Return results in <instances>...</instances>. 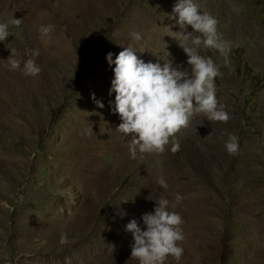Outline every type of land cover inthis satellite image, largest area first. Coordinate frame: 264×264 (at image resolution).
I'll return each mask as SVG.
<instances>
[{
	"label": "rangeland",
	"instance_id": "1",
	"mask_svg": "<svg viewBox=\"0 0 264 264\" xmlns=\"http://www.w3.org/2000/svg\"><path fill=\"white\" fill-rule=\"evenodd\" d=\"M175 2L0 0V22L12 14L23 21L0 43V264H121L119 245L132 242L128 219L152 211L150 199L176 193L186 237L179 264H264V0H195L229 43L227 62L201 50L220 67L216 96L227 123L197 114L175 137L179 151L170 143L136 159L115 130L106 55L132 46L155 62L151 52L167 44L185 61L165 36ZM49 24L42 38L39 28ZM10 49L23 60L26 49H38L39 76L11 71ZM228 134L239 138L236 155L225 148ZM130 259L123 264H138Z\"/></svg>",
	"mask_w": 264,
	"mask_h": 264
},
{
	"label": "clouds",
	"instance_id": "2",
	"mask_svg": "<svg viewBox=\"0 0 264 264\" xmlns=\"http://www.w3.org/2000/svg\"><path fill=\"white\" fill-rule=\"evenodd\" d=\"M168 16L171 23L164 25L165 36L176 42L186 56L185 61L177 63L166 43L162 51L151 52L156 57L155 62L140 58L137 53L142 52L132 46H122L123 50L115 54V59L112 52L106 55L109 66L114 65L109 96L113 93L115 96L109 101V107L121 121L115 130L129 144L132 159H136L138 153L141 157L163 154L170 143L173 153L179 151L175 137L189 127L197 114H203L210 122L227 123L230 119L216 96L215 81L222 75L220 67L211 56L201 55V50H216L227 62L230 47L218 31V20L203 11L195 0H176ZM22 23V19L14 18L13 14L10 20L0 22V43L13 36L12 29L20 28ZM177 27L178 30H173ZM52 31L50 24L39 28L42 38H47ZM132 36L137 42L143 39L138 32ZM10 50L7 60L11 71L18 70L26 77L39 76L42 69L36 63L40 55L38 49H26L25 55L30 56L26 60ZM92 98L98 108L104 107L95 94ZM225 148L229 155L238 154L239 138L228 134ZM156 183L167 191L169 185L163 177ZM183 199L179 193L174 200L159 196L150 199L154 201L153 210L143 213L139 220L132 218L124 226V231L132 237L131 258L138 264H166L169 257L179 264L186 237L182 227L184 220L175 209ZM4 206L12 210L6 202ZM68 242L67 234H62L60 243Z\"/></svg>",
	"mask_w": 264,
	"mask_h": 264
},
{
	"label": "bare ground",
	"instance_id": "3",
	"mask_svg": "<svg viewBox=\"0 0 264 264\" xmlns=\"http://www.w3.org/2000/svg\"><path fill=\"white\" fill-rule=\"evenodd\" d=\"M193 208V207H192ZM141 215H142V213H138V211H137V215L136 216H132V217H128L129 219H128V222L132 219V218H136V219H138L139 220V218L141 217ZM185 218H187V215H185ZM126 219V218H125ZM124 221V220H123ZM127 222V223H128ZM123 225H125V224H123ZM123 228V227H122ZM122 233H124V231L122 232ZM119 234V233H118ZM119 236H120V234H119ZM116 237H118V236H116ZM124 237V236H123ZM126 237V236H125ZM128 238H131L132 239V237H131V234H129V236H128ZM118 239V238H117ZM119 241V240H118ZM122 241V240H121ZM125 244V246H126V248L125 249H127L128 251H129V253L128 252H126L125 251V249H124V247H123V244ZM119 246V253H118V257H119V261L121 262V264H123V263H125V260H127V261H131V248H130V244H131V242L130 241H123ZM113 253V252H112ZM115 256V255H114ZM116 257V256H115ZM171 259H172V257H169L168 258V260L166 261V264H169V262L171 261ZM133 261V260H132ZM129 263V262H128ZM133 263H134V261H133ZM136 263V262H135Z\"/></svg>",
	"mask_w": 264,
	"mask_h": 264
}]
</instances>
